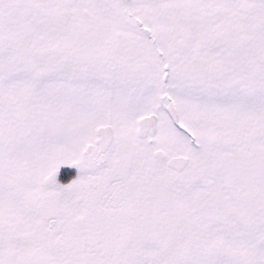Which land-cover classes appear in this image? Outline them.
Instances as JSON below:
<instances>
[{
    "label": "snow or ice",
    "instance_id": "1",
    "mask_svg": "<svg viewBox=\"0 0 264 264\" xmlns=\"http://www.w3.org/2000/svg\"><path fill=\"white\" fill-rule=\"evenodd\" d=\"M0 264H264V0H0Z\"/></svg>",
    "mask_w": 264,
    "mask_h": 264
}]
</instances>
